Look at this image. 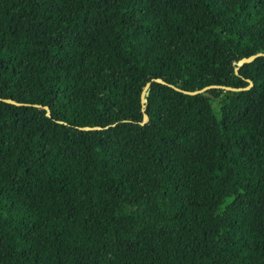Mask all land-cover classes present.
Returning <instances> with one entry per match:
<instances>
[{"label":"trees","instance_id":"obj_1","mask_svg":"<svg viewBox=\"0 0 264 264\" xmlns=\"http://www.w3.org/2000/svg\"><path fill=\"white\" fill-rule=\"evenodd\" d=\"M257 51L264 0H0V264H264Z\"/></svg>","mask_w":264,"mask_h":264},{"label":"water","instance_id":"obj_2","mask_svg":"<svg viewBox=\"0 0 264 264\" xmlns=\"http://www.w3.org/2000/svg\"><path fill=\"white\" fill-rule=\"evenodd\" d=\"M262 54H264V51H257L255 53L249 54L247 56H242L239 59L234 60L235 72H238V69H239V67L242 64H244L245 62L252 61L254 58H256L257 56L262 55ZM247 79H248V84H246L245 86H232V85H224V84H208V85H205V86H203L201 88L194 89V90L181 89L180 87H177V86H175V85H173L171 83L170 84L173 85L177 89L183 90L186 93L194 94V93H198V92H203V91L207 90L210 87H218V86H221V87H224L227 90H233V91H236V90H239V89L249 88L252 85L253 82H252L251 79H249V78H247ZM152 80H156V81H160V82H164V83L166 82L161 77H155ZM152 80H148L145 83V85H144V87L142 88V91H141V110H142V120L140 121L141 123H145L148 120V118H149L148 117V113L145 110V108H146L145 106H146V101H147V95H148V92H149V86H150ZM0 99L8 101V102L16 103V104H22V102L16 101L15 99L10 98V97H3V98L0 97ZM35 105L41 106V104H35ZM43 107L46 109V114L50 115L49 106L48 105H43ZM80 127L83 128V129L101 128L100 125H83V126H80Z\"/></svg>","mask_w":264,"mask_h":264}]
</instances>
